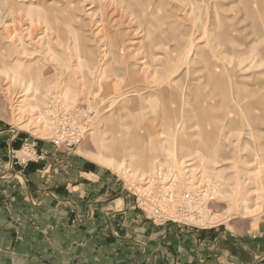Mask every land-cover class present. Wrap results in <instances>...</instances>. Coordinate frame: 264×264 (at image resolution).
<instances>
[{"label": "rangeland", "instance_id": "374dc122", "mask_svg": "<svg viewBox=\"0 0 264 264\" xmlns=\"http://www.w3.org/2000/svg\"><path fill=\"white\" fill-rule=\"evenodd\" d=\"M82 110L75 149L119 161L139 212L193 190L189 228L263 221L264 0H0V122L51 145Z\"/></svg>", "mask_w": 264, "mask_h": 264}, {"label": "crops", "instance_id": "0c3cea01", "mask_svg": "<svg viewBox=\"0 0 264 264\" xmlns=\"http://www.w3.org/2000/svg\"><path fill=\"white\" fill-rule=\"evenodd\" d=\"M25 140L0 122V264H264V219L157 225L81 146L39 142L44 159L11 167Z\"/></svg>", "mask_w": 264, "mask_h": 264}, {"label": "built area", "instance_id": "2783aa9c", "mask_svg": "<svg viewBox=\"0 0 264 264\" xmlns=\"http://www.w3.org/2000/svg\"><path fill=\"white\" fill-rule=\"evenodd\" d=\"M52 120L50 143L66 152H75L77 145L87 133L91 117L86 110L66 111ZM10 166H25L28 162L44 159L46 152L37 148L36 141L25 140L18 150H11ZM138 206L144 216L157 225L175 224L180 229L193 227L194 219L201 214L202 195L193 190L170 192L165 198L143 193L137 195Z\"/></svg>", "mask_w": 264, "mask_h": 264}, {"label": "bare ground", "instance_id": "6f19581e", "mask_svg": "<svg viewBox=\"0 0 264 264\" xmlns=\"http://www.w3.org/2000/svg\"><path fill=\"white\" fill-rule=\"evenodd\" d=\"M144 31H147V29H144ZM146 34H147V32H145ZM148 35V34H147ZM13 78V77H12ZM14 79V78H13ZM199 80V79H198ZM200 82H202V80H199ZM172 85L175 87V82H173L172 83ZM110 108H108L107 109V111L109 110ZM166 127L167 126H169V127H171V125H172V123H171V121H170V119L168 120V121H166ZM174 125V124H173ZM176 128V127H175ZM175 134V133H174ZM111 140V139H110ZM113 140V139H112ZM111 140V141H112ZM112 149V148H111ZM111 149H110V151H111ZM114 149V148H113ZM118 151V150H117ZM112 152V151H111ZM84 153V152H83ZM113 154V153H112ZM101 155V154H100ZM87 156H89V158H91V159H94V160H96V162H98V163H101V164H103V165H106V166H110V167H114L115 169L116 168H121L122 167V164L119 162H117L116 163V165L115 164H113V163H111V161L110 160H108V159H106L107 161H103L102 160V158H96V157H94V156H92V155H90V154H88ZM102 156V155H101ZM115 156V155H114ZM116 157V156H115ZM112 158V157H111ZM200 159V158H199ZM119 160V159H118ZM124 162V161H123ZM122 162V163H123ZM192 165V163H187V165L186 166H191ZM125 168V167H124ZM191 168V167H190ZM123 170V169H122ZM191 169H187L185 172H189ZM191 171H193V170H191ZM168 173V172H167ZM129 174H131L130 172H129ZM190 174V173H189ZM131 176V175H130ZM146 176V175H145ZM144 176V177H145ZM144 177H142V178H144ZM169 177V176H168ZM152 180V179H151ZM151 180H150V183H151ZM210 220V219H209Z\"/></svg>", "mask_w": 264, "mask_h": 264}]
</instances>
